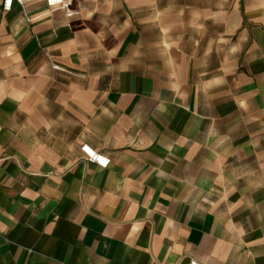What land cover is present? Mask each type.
<instances>
[{"label": "crops", "instance_id": "0c3cea01", "mask_svg": "<svg viewBox=\"0 0 264 264\" xmlns=\"http://www.w3.org/2000/svg\"><path fill=\"white\" fill-rule=\"evenodd\" d=\"M0 16V264H264V0Z\"/></svg>", "mask_w": 264, "mask_h": 264}, {"label": "built area", "instance_id": "2783aa9c", "mask_svg": "<svg viewBox=\"0 0 264 264\" xmlns=\"http://www.w3.org/2000/svg\"><path fill=\"white\" fill-rule=\"evenodd\" d=\"M34 1L36 0H3V11L11 10V7L14 2H17L19 4H25V3H30ZM44 1L49 8L61 7V8L66 9L67 11H70V8L75 0H44ZM2 22H3V19L0 16V27L2 25ZM81 152L83 155V160L93 162L101 168L106 169L109 167L111 163V160L108 157L102 154H98L93 149H91L88 145H82ZM191 264H201V263L198 262L197 260H191Z\"/></svg>", "mask_w": 264, "mask_h": 264}]
</instances>
